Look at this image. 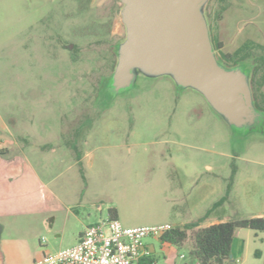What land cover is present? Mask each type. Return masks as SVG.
<instances>
[{"label": "rangeland", "instance_id": "rangeland-1", "mask_svg": "<svg viewBox=\"0 0 264 264\" xmlns=\"http://www.w3.org/2000/svg\"><path fill=\"white\" fill-rule=\"evenodd\" d=\"M226 1L205 0L199 6L214 33ZM256 2L264 31V0ZM124 7L121 0H0V118L15 132L19 123L42 138L67 135L85 158V183L100 197L105 215L115 208L123 212L124 225L139 226L169 216L161 191L163 170L200 168L204 182L213 178L210 163L264 168V111L255 104L264 107V62L250 52L234 66L224 65L246 75L250 103L260 114L242 123L229 120L199 88L180 84L172 72L137 65L132 81L117 89L128 38ZM85 138L89 143L78 142ZM131 169L138 174L131 175ZM59 171L60 179L72 173L64 167ZM257 179L253 195L240 191L226 205L231 219L261 211L264 183ZM145 185L149 190H141ZM156 244L161 260L171 255ZM174 248L180 264H199L191 245ZM233 251L224 264H264V231L237 228Z\"/></svg>", "mask_w": 264, "mask_h": 264}, {"label": "crops", "instance_id": "crops-1", "mask_svg": "<svg viewBox=\"0 0 264 264\" xmlns=\"http://www.w3.org/2000/svg\"><path fill=\"white\" fill-rule=\"evenodd\" d=\"M259 7L256 0L226 1L215 24V35L224 52L234 53L247 45V53L257 52L264 62ZM203 108H207L209 115H215V123H219L211 107L204 104ZM202 116H206L203 110ZM27 127L18 123L15 132L0 118V264H32L46 253L76 245L86 226L110 216V213L105 215L100 197L90 194L85 183V158L75 151L79 148L73 141L61 133L56 137H38ZM78 142L89 143L87 138ZM226 165L208 164L213 178L204 182L200 168L163 170L161 191L169 216L159 222L183 225L200 220L205 227L230 220L226 205L240 191L253 195L251 186L260 184L257 177L264 183V168L249 165L240 170ZM60 167L70 169L71 176L60 179ZM130 173L135 176L138 170L131 169ZM149 187L145 185L141 190ZM113 216L120 220L124 214L116 210ZM170 216L177 219L171 221ZM255 216H264V200ZM68 237L70 240L66 242ZM158 241L162 251L171 253L164 254L163 260L159 256ZM145 243L151 251L145 264H180L172 255L176 252L173 243L155 237L146 238Z\"/></svg>", "mask_w": 264, "mask_h": 264}, {"label": "water", "instance_id": "water-1", "mask_svg": "<svg viewBox=\"0 0 264 264\" xmlns=\"http://www.w3.org/2000/svg\"><path fill=\"white\" fill-rule=\"evenodd\" d=\"M121 1L128 38L117 89L132 81L135 66L143 65L151 72L174 73L182 85L196 86L231 121L242 123L260 115L250 103L251 90L243 71L217 60L199 8L205 0Z\"/></svg>", "mask_w": 264, "mask_h": 264}, {"label": "built area", "instance_id": "built-area-1", "mask_svg": "<svg viewBox=\"0 0 264 264\" xmlns=\"http://www.w3.org/2000/svg\"><path fill=\"white\" fill-rule=\"evenodd\" d=\"M173 227L169 222L126 226L109 216L86 226L76 245L46 253L32 264H142L151 253L145 239L162 238Z\"/></svg>", "mask_w": 264, "mask_h": 264}, {"label": "trees", "instance_id": "trees-1", "mask_svg": "<svg viewBox=\"0 0 264 264\" xmlns=\"http://www.w3.org/2000/svg\"><path fill=\"white\" fill-rule=\"evenodd\" d=\"M209 33L216 56H219L227 66H234L237 64L235 61L245 57L248 50L247 45L241 47L234 53H226L222 50V43L217 39L211 26H209ZM232 61L235 63L230 65ZM261 98V100H264L263 92H261ZM254 100H256L255 94ZM255 104L259 109L264 111V107L260 106L257 101H255ZM115 211V208L109 209L110 217H114L113 213ZM239 227H249L264 231V216L233 218L205 227L201 226L200 220L183 225H174L162 238L177 246L191 245V252L199 264H224L227 260L231 259L233 241L236 230ZM141 263L145 264L147 262L145 259H142Z\"/></svg>", "mask_w": 264, "mask_h": 264}, {"label": "flooded vegetation", "instance_id": "flooded-vegetation-1", "mask_svg": "<svg viewBox=\"0 0 264 264\" xmlns=\"http://www.w3.org/2000/svg\"><path fill=\"white\" fill-rule=\"evenodd\" d=\"M218 58V60L223 64V65H226L219 56H216Z\"/></svg>", "mask_w": 264, "mask_h": 264}]
</instances>
